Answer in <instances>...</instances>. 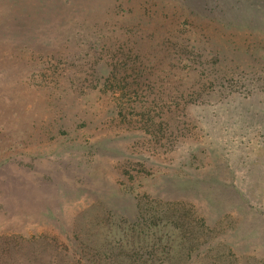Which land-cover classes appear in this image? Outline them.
<instances>
[{
  "label": "rangeland",
  "instance_id": "374dc122",
  "mask_svg": "<svg viewBox=\"0 0 264 264\" xmlns=\"http://www.w3.org/2000/svg\"><path fill=\"white\" fill-rule=\"evenodd\" d=\"M0 264H264V0H0Z\"/></svg>",
  "mask_w": 264,
  "mask_h": 264
},
{
  "label": "trees",
  "instance_id": "16d2710c",
  "mask_svg": "<svg viewBox=\"0 0 264 264\" xmlns=\"http://www.w3.org/2000/svg\"><path fill=\"white\" fill-rule=\"evenodd\" d=\"M183 3L185 4V2H183ZM184 4H179V6H176L175 9L178 10L180 13L184 14L185 16H193L194 13H196L195 11H198V9H199L198 7H196V4H194V3L187 4V7H185L186 4L185 5ZM192 6L195 8H191ZM188 8H191V10H188ZM195 29H197V27H195ZM204 47L205 46L202 47V45L201 46H196V45L192 46V48H194L199 55L204 54L206 52V49Z\"/></svg>",
  "mask_w": 264,
  "mask_h": 264
}]
</instances>
